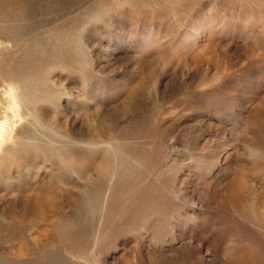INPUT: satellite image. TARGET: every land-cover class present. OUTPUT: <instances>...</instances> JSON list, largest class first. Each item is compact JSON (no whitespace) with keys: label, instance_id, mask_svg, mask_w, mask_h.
<instances>
[{"label":"rangeland","instance_id":"obj_1","mask_svg":"<svg viewBox=\"0 0 264 264\" xmlns=\"http://www.w3.org/2000/svg\"><path fill=\"white\" fill-rule=\"evenodd\" d=\"M263 99L264 0H0V263L264 264L216 193L264 190Z\"/></svg>","mask_w":264,"mask_h":264},{"label":"bare ground","instance_id":"obj_2","mask_svg":"<svg viewBox=\"0 0 264 264\" xmlns=\"http://www.w3.org/2000/svg\"><path fill=\"white\" fill-rule=\"evenodd\" d=\"M4 82V93L10 101L13 109L19 111L20 115L22 116L29 114V112L31 111L30 107L27 103L23 102V97H25L27 94L26 89L20 90L17 85V81H13L11 79ZM12 107L9 108V112H13L14 116L15 113ZM250 112L251 113L249 117L253 119L251 126L253 128L252 134L255 140H250V142L248 143V149L253 157L264 161V99L261 105L252 107ZM7 124L8 119L7 117H5V119L0 122V148L3 144H6L5 135L7 134L8 129V127H6ZM19 145L22 146L21 143H19ZM77 145L79 144H76V146ZM251 188L252 186H249V184L243 178V180H234L227 188H225V190H216V193L221 196V204L225 208L230 209V211L232 213H235L237 217H241L242 223L244 225L249 224V226L252 228V225L255 224L254 221L259 222L263 220L264 225V190L260 189L261 192H259L257 191V189H253L255 193L251 195L250 192L253 191ZM49 197V195H29L26 199L22 198L20 200L27 201L29 203L35 202V204H42L43 201L47 200ZM27 211L29 212L28 209ZM249 251L250 250H248L247 248H240V246L238 245L229 248L227 261H225V264H253L252 259H256V256H253L251 254L252 252L250 253ZM59 264H64V261H60Z\"/></svg>","mask_w":264,"mask_h":264}]
</instances>
